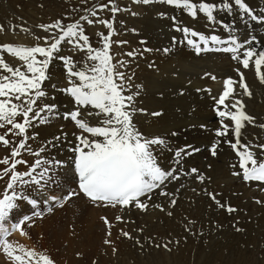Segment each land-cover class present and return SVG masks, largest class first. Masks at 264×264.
I'll return each instance as SVG.
<instances>
[{
	"label": "snow or ice",
	"instance_id": "snow-or-ice-1",
	"mask_svg": "<svg viewBox=\"0 0 264 264\" xmlns=\"http://www.w3.org/2000/svg\"><path fill=\"white\" fill-rule=\"evenodd\" d=\"M81 3L86 4L87 0H81ZM132 3H161L183 10L192 19H197L202 14L207 21L219 23L228 33L226 37L216 34L215 29L210 34H205L183 24L177 25V18L169 17L175 30L183 36L182 41L173 37V44L186 43L197 54L205 51L230 53L231 58L244 69L249 68L250 62L254 64L257 76L264 83V49L257 51L255 45L260 43L257 36L249 34L241 40L235 28L218 21L215 14L218 9L231 13L235 7L239 10L241 19L247 17L246 26L248 21L264 25V11L256 13L246 0H132ZM105 10L112 13L111 20L99 17L98 13ZM83 11L84 15L67 24L64 19L68 17L37 25L47 35L35 36L37 43L34 46L11 43L0 45V129L4 130L0 134V145L8 150L0 158V165L4 166L0 168V180H4L6 184L0 193V251L11 264H56L49 255L11 242L8 237L17 231L21 235H27L24 226L32 227L35 219H42L45 213H52L57 206L63 207L68 200L81 193L93 203L147 210L146 201L151 200L157 190L160 196L172 195L165 191L167 182L179 180L181 175L192 174L200 182L204 181L203 174L197 168L193 167L188 171L183 169L185 157L200 152L199 147L186 144L172 149L167 137L146 136L133 122L134 115L145 110L136 107L135 98L139 92H130L132 77L120 71L126 67L127 62L118 60L113 63L114 57L110 52L113 43L111 38L116 34L115 16L121 11L131 10L119 7L115 0H108L106 4H93ZM132 15L137 13L132 12ZM158 15L167 16L164 12ZM82 21L88 25L102 24L109 30L107 34L97 33L102 47H93L89 36L85 34ZM16 28L30 33V29L23 24L16 25L12 30L15 31ZM4 30V25L0 24V33ZM65 43L75 51L84 52L85 59L77 62L72 56L59 55L61 46ZM116 43L123 45L127 41ZM144 51L151 49L146 48ZM163 51L168 53L171 49L165 48ZM5 53L22 63L13 67L5 60ZM126 55L135 57L137 52L133 50ZM54 59L64 63L66 85L58 87L53 83L50 87L69 96L72 104V108L66 110L62 117L57 111L55 98H50V93L46 90L49 86L45 84V81L51 79L48 69ZM236 71L239 80L226 78L223 91L218 97H212L214 111L219 118L214 135L219 139L211 143L208 151L215 157L221 145L227 144L238 158L237 163L231 167L239 170L233 171L232 175L241 177L245 182L264 185V142H242V130L247 125H253L256 118L244 110L245 104L239 97L241 94L251 97L252 92L245 82L243 72L239 68ZM212 79L215 80L216 77L212 76ZM237 85L242 93L237 92ZM149 115L159 117L162 112L154 111ZM56 117L72 121L79 130L78 133H72L75 140L69 142L68 149L73 153L69 159L77 177L78 191L69 190L63 197L50 195L49 192L51 185L56 184L54 177L58 175L59 169L66 166V162L51 155L49 149H56L67 140L68 134L54 136L36 149L30 143L39 136V132L30 133V129L37 124H48L50 119ZM89 118H96V122L91 123ZM205 127L204 124L200 125V128ZM259 127L264 129V124ZM169 135L176 136L178 133L171 131ZM157 148L171 152L177 167L164 168L159 163ZM25 154L34 159L29 162L23 158ZM20 166L26 170L18 171ZM207 195L219 207H226L217 199L218 194L208 192ZM24 203L30 205V214L18 215L17 213L22 212ZM170 203L174 206L176 200L172 199ZM154 207L164 211L159 204ZM226 210L229 213L236 211L231 206H227ZM168 215L172 213L169 212ZM105 223H108L106 219ZM123 235L132 238L128 232H123ZM104 243L110 245L112 241L105 239ZM156 247L161 245L156 244ZM163 247L167 248V244ZM113 252H116L115 248Z\"/></svg>",
	"mask_w": 264,
	"mask_h": 264
},
{
	"label": "bare ground",
	"instance_id": "bare-ground-1",
	"mask_svg": "<svg viewBox=\"0 0 264 264\" xmlns=\"http://www.w3.org/2000/svg\"><path fill=\"white\" fill-rule=\"evenodd\" d=\"M61 1L0 0V24L4 25L5 29L0 33V45L11 43L34 46L37 42L35 36L47 35L36 26L53 22L57 6ZM130 1L129 9L131 11H126L128 14L126 13L125 16L121 14L123 11L118 13L114 26L116 33L114 36L116 37L115 39L111 38L113 41L111 48H113L114 41L115 43L127 41L123 45L116 43L118 53L115 54V57H121L120 60L127 62L126 67L120 71H124L127 76L132 77L130 92H139L135 98V104L137 108L145 110L137 112L133 117V122L138 130L146 136L167 137L172 149L186 144L199 147L200 152L185 157L183 169L188 171L194 167L204 176L203 182H200L195 174L181 175L179 180L167 182L165 191L172 195L160 196L159 190H157L152 195V199L146 201L147 210L118 206L123 209V213L126 212L123 214L125 218L134 222L130 226L142 238V242L149 245L148 256L140 257L138 255V259H143L142 261L148 259V263L143 262V264H259L254 258L243 255L244 253L240 250L244 248V242L241 240L244 235L250 236L259 229H261L260 233L264 232V185L245 182L241 177L232 175L233 171L239 170L231 167L237 163L238 158L227 144L221 145L215 157L210 154L208 148L214 140L219 139L214 135L219 118L214 111L212 97H218L223 91V82L226 78L231 77L233 80H239L237 68L243 72L245 82L252 92L251 97L241 94L239 98L245 104L244 110L256 118L253 125H247L242 130V142H264V129L259 127L260 124H264V83L257 76L254 64L250 62L249 68L244 69L242 65L231 58L230 53L205 51L197 54L186 43L173 44V37L177 41H182L183 36L181 32L175 30L169 17L175 16L177 25L183 24L205 34H210L211 30L215 29L216 34L226 37L228 33L222 29L219 23L213 24L207 21L202 14L199 15V18L192 19L183 10L161 3L142 5ZM246 2L256 13L264 11V0H246ZM132 12L137 15H132ZM160 12L166 13L167 16H159ZM215 14L218 21H223L235 28L236 34L241 40L246 35H256L260 41L255 45L257 51L264 49V25L248 21L246 26L247 17L241 19V14L235 7L231 13L218 9ZM123 20H126V23H123ZM20 24L30 29L31 34L21 32L19 28H16L15 31L12 30ZM146 48L151 51H144ZM165 48H170L171 51L165 53L163 51ZM133 50L137 52L135 57L126 55ZM64 51L65 44L61 46L59 55L64 56ZM4 56L5 60L13 67L22 63L7 53ZM11 59H15L18 63L11 62ZM114 59L113 63L116 62ZM65 71L63 61L54 59L48 69L51 79L45 81V84L49 86L46 90L50 93V98H55L57 111L61 117L66 110L72 108L71 98L51 89L50 85L55 83L58 87H63V84H66ZM262 72H264V68H262ZM212 76H215L216 79L213 80ZM236 88L237 92L242 93L238 85ZM227 103H231V101H227ZM154 111L162 112V115L159 117L149 115ZM61 117L52 118L48 124H37L35 128L30 129V133L39 132L37 139L30 143L33 149H36L42 142L51 140L54 136H59L62 133L68 134L67 140L60 143V147L49 149L51 155L66 162V166L59 169L58 175L54 177L55 180L59 178L58 180L61 182L59 189L62 188L60 191L63 192L76 184L74 183L76 177L73 173V165L69 159L73 153L68 149L69 142L75 140L72 133H78L79 130L72 121L64 120ZM89 119L93 124L96 122V118ZM201 124L206 127L200 128ZM171 131H176L178 135L170 136ZM10 138L12 139V137ZM229 138H231V133ZM1 148L0 158H3L8 150L3 146ZM157 152L159 153V163L164 168L177 167L171 152L160 148H157ZM23 157L29 162L31 158L34 159L27 154ZM62 173H69V176L72 174L73 177L71 176L72 178H67L63 182ZM208 192L218 194L217 199L221 204L226 207L231 206L236 211L229 213L226 207H219L207 195ZM172 199L176 200L174 206L170 203ZM70 201V205L73 206L71 212L84 218L94 213L93 208L99 210L100 215L102 213L111 215L116 211L113 210L110 213L111 205L101 202L93 203L82 194L73 197ZM257 201H261V203H257ZM156 204L161 205L164 211L154 207ZM28 210H30V205L27 204V209L22 213ZM169 212L172 215H168ZM17 214L21 215V212ZM121 215L122 213H117V216ZM237 229H241L243 232L239 233ZM89 230H91L92 236H95L94 239L88 238L82 243L74 239L70 240L68 251L57 253L54 259L56 264H82V260L77 259L75 254L77 256L80 252L85 254V248L88 247V250L90 246H94L92 255L98 250L99 244L96 245L95 238L99 233L93 229ZM116 231L118 232V230ZM13 234L12 237L20 236V232ZM88 236L90 237V235ZM253 238H256V234ZM237 243H239L238 249ZM156 244H160L161 247H156ZM164 244H167V248L163 247ZM127 255L130 258L134 257L130 250ZM112 260L115 261L114 258ZM114 261L108 264H118Z\"/></svg>",
	"mask_w": 264,
	"mask_h": 264
},
{
	"label": "rangeland",
	"instance_id": "rangeland-1",
	"mask_svg": "<svg viewBox=\"0 0 264 264\" xmlns=\"http://www.w3.org/2000/svg\"><path fill=\"white\" fill-rule=\"evenodd\" d=\"M115 2L119 7L122 6L121 8H129L131 4L130 0H115ZM101 3L106 4L108 3V0H87V3L84 5L81 3V0H62L57 6L58 8L56 9L54 15V21L57 19H64L65 17H68V19H64V23H70L73 20L79 19L81 15L85 14L83 9L90 8L93 4ZM61 7H63L64 9ZM127 12L123 11L121 12V14L125 16ZM98 15L102 19H112V13L108 10L101 11L98 13ZM117 16L118 13L115 16V23L117 21ZM92 19L95 20L94 17H92ZM81 23H83L85 34L89 36L90 42L92 43L93 47H102L97 33L102 32L107 34L109 30L102 24L94 23L93 25H88L83 21ZM123 23H126V20H123ZM115 37L116 36L113 35L112 39H115ZM40 43H42V41ZM117 48L118 45L114 41L113 48L110 49L111 54L115 58L114 61H118L121 59V57H115V54L118 53ZM64 56H72L73 60L77 62L83 61L85 59L84 52L75 51L70 45L66 43ZM10 61L16 64L18 63L15 59H11ZM65 85L66 84H63V87ZM0 134H3V132L1 131ZM1 146L2 145H0V151L2 149ZM58 147H60V144ZM23 158L26 159L25 157ZM32 159L33 158H31V161ZM2 167L4 166L0 165V168ZM17 170L25 171L26 169L23 166H20ZM61 175L63 178V182H65L67 178L73 177L72 174L69 176V173H62ZM6 179L7 177H5V180ZM58 179L56 180L55 185H51V191L49 192L50 195L63 197L69 190H76V184H74V187H69L67 190L61 192L60 190L62 188L59 189V186H61V182H59ZM54 186H56V188H54ZM5 187L6 184L4 180H0V193L3 192ZM70 202L71 201L68 200L63 207H55L52 213H45L42 219H35L32 227L28 228L27 226H24V230L28 233L27 235L20 234V236L17 237H10L9 240L16 244L23 245L27 249H35L38 253L49 255L54 260L57 253H65L68 251V243L70 240L74 239L82 243L84 241H87L88 238L94 239L95 236H92L93 234L91 230H89L93 229L98 231L99 233L95 238L98 241H96V245L99 244L97 247L98 250L95 251L92 255L94 246H90L88 250V247L85 248V254L81 252L80 254L78 253L79 256L75 254V257H77V259L82 260V264H108L111 261H114L112 260L113 258L118 264H143V262L148 263V259H144L145 261H142L143 259H138V255L140 257H147L149 254V245H147V243H143L142 238L137 234L135 230L131 228L130 225H133L134 222L131 219L125 218L123 214H126V212L123 213V209H120L118 206H116L118 209L116 207H112L109 208L110 213L113 210L116 211L111 213V215L102 213L103 210L101 211L103 215H100V211L96 208H93L92 211H94V213H92L91 215H87L88 217L84 218L71 212V210H73V206L70 205ZM22 206L24 207L23 210L27 209L26 203H24ZM117 213H122V215L117 216ZM23 214H30V210L24 213L21 212V215ZM117 217H120V219L118 220ZM105 219L108 221L107 224L105 223ZM116 230H118L119 233ZM259 231H261V229L255 232L256 238L252 239L255 234H252L250 236L246 234L244 235V238H241V240L244 242V248L241 249L240 252L244 253L243 255L254 258L257 263L264 264V232L260 233ZM109 232L111 233L110 236L108 235ZM123 232H128L132 238L130 239L128 237H125L123 235ZM238 232L242 233L243 231L240 229ZM88 235H90V237ZM105 239L112 241V243L110 245L105 244ZM137 241H139V243H137ZM215 241H218V239H215ZM113 248L116 249L115 253L113 252ZM238 248L239 243H237V249ZM129 250L133 252V258H130V256L127 255ZM84 255H86L85 258ZM244 258L247 257L244 256ZM0 264H11V261H9L7 256L2 251H0Z\"/></svg>",
	"mask_w": 264,
	"mask_h": 264
}]
</instances>
